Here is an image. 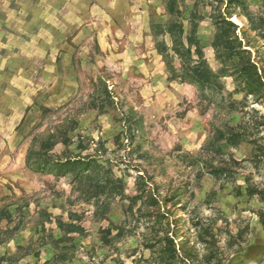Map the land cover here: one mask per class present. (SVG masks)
I'll return each instance as SVG.
<instances>
[{
    "label": "rangeland",
    "instance_id": "rangeland-1",
    "mask_svg": "<svg viewBox=\"0 0 264 264\" xmlns=\"http://www.w3.org/2000/svg\"><path fill=\"white\" fill-rule=\"evenodd\" d=\"M23 2L13 52L39 58L0 153V264H264V85L213 46L229 16L264 84V0ZM172 23L218 83L186 75Z\"/></svg>",
    "mask_w": 264,
    "mask_h": 264
},
{
    "label": "crops",
    "instance_id": "crops-1",
    "mask_svg": "<svg viewBox=\"0 0 264 264\" xmlns=\"http://www.w3.org/2000/svg\"><path fill=\"white\" fill-rule=\"evenodd\" d=\"M38 8V6H36ZM30 6L25 4L23 0H0V153L13 144L16 139L14 134L17 125L22 121L26 112V104L22 107V101H17L16 91H23L25 85H28V74L30 72L27 62L30 58H39L38 53L19 55L13 52L12 44L14 42H22L27 40L28 22L26 16ZM24 11V12H23ZM38 12V9H36ZM37 21L39 15L36 14ZM41 17V36L44 37V15ZM25 19V20H24ZM38 23L36 25V33L38 34ZM43 57V56H41ZM40 57V58H41ZM25 59V60H24ZM38 61V60H37ZM39 68L36 69L38 74ZM33 75V74H32ZM43 75V72L42 74ZM34 80V79H33ZM31 80V81H33ZM36 84L42 82V79L36 78ZM34 82V81H33ZM25 98V97H24ZM7 143H10L8 145ZM12 147V146H10ZM262 252V250H261ZM260 254V253H259ZM258 254L249 253V257H257Z\"/></svg>",
    "mask_w": 264,
    "mask_h": 264
},
{
    "label": "trees",
    "instance_id": "trees-1",
    "mask_svg": "<svg viewBox=\"0 0 264 264\" xmlns=\"http://www.w3.org/2000/svg\"><path fill=\"white\" fill-rule=\"evenodd\" d=\"M194 13L191 12L190 16V24H191V31H193L194 26ZM229 16H223L220 14L216 18V26H217V32L215 34L214 40H213V46L216 49V53L219 57H227L231 60L232 64L234 65L235 69L238 70L240 76L244 79L246 88L250 89L253 93L255 92H263V82L260 79L259 73L256 69V65L251 61V58L248 54V51L242 50L240 44L236 43V38L231 34V27H234L235 24L231 20L228 19ZM247 19L249 22L252 21V18L250 15H247ZM196 27V26H195ZM253 27V26H252ZM253 29H255L253 27ZM168 30L171 36L173 37V41L175 43L174 49L177 52V55L181 57L185 64V70L186 75L202 84H210L212 82L218 83L217 76L213 74L210 70V68L207 66L204 60H197V61H190V57L188 56L191 54L192 46L194 45L193 40V33L190 31L187 35V41L188 46H185V44L182 41V38L184 39V36L182 33H184V30L182 31V28L180 24L172 23L168 24ZM196 52L202 56V53L200 52V46L196 45ZM77 159V158H75ZM57 164H60L62 167L69 165L71 167H76L77 165H83L85 164V158H80L78 160H66V162H61V160H58L56 162ZM84 171L78 170L76 177H80V179L84 178L83 176ZM71 229L74 228V225L70 226Z\"/></svg>",
    "mask_w": 264,
    "mask_h": 264
}]
</instances>
